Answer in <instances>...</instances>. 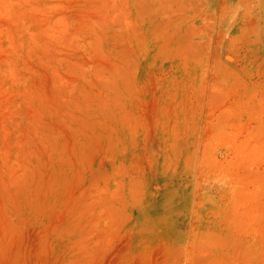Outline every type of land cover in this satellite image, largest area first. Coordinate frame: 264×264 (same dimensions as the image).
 <instances>
[{
  "label": "rangeland",
  "instance_id": "obj_1",
  "mask_svg": "<svg viewBox=\"0 0 264 264\" xmlns=\"http://www.w3.org/2000/svg\"><path fill=\"white\" fill-rule=\"evenodd\" d=\"M0 264H264V0H0Z\"/></svg>",
  "mask_w": 264,
  "mask_h": 264
},
{
  "label": "bare ground",
  "instance_id": "obj_2",
  "mask_svg": "<svg viewBox=\"0 0 264 264\" xmlns=\"http://www.w3.org/2000/svg\"><path fill=\"white\" fill-rule=\"evenodd\" d=\"M229 58V57H228ZM232 58V57H231ZM233 59V58H232Z\"/></svg>",
  "mask_w": 264,
  "mask_h": 264
}]
</instances>
